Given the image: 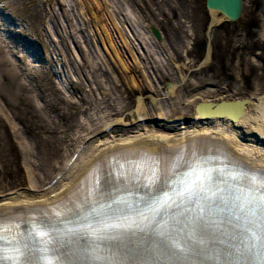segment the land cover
Here are the masks:
<instances>
[{
  "label": "bare ground",
  "instance_id": "1",
  "mask_svg": "<svg viewBox=\"0 0 264 264\" xmlns=\"http://www.w3.org/2000/svg\"><path fill=\"white\" fill-rule=\"evenodd\" d=\"M2 1L0 0V2ZM36 2L38 0H30L28 4L33 8L37 5ZM40 2L48 6L47 15L53 16L50 18H54V23L59 29L64 32L62 29L64 23L68 29V35L70 32L68 38L77 43V29L74 27L80 23L71 21V12H74L69 7L71 5L62 3L60 0ZM54 2L63 16L62 22L58 19L57 10L53 6ZM70 2L78 5L79 8L75 7L77 13H82L79 9L87 14L94 10L91 22L96 21L95 23H97V19L99 22H105L102 31L109 43L107 54H112L114 63L105 62L102 58L103 61L99 67L104 75H109L108 82L111 81L114 87L112 88L108 83L104 84L105 82L101 78L100 80L95 79L91 70L89 74L85 75L84 82L71 79L69 68L73 67L72 60L61 58L60 55L55 57L57 47L53 41L51 45H46L47 43L44 41L43 30L47 33L44 18L40 17L36 21L38 27H35L34 17L37 12L34 17L33 13L29 15L35 34L42 39L45 51L49 53L57 67H60L57 72L64 76L66 81H69L71 87L73 86L77 103L61 98L62 96L60 99L68 106L71 103V106L77 109L72 111V114L78 112L85 119L83 122L78 121L79 129L71 136H68L64 130H60L61 136H58V140L67 144V151L74 147L71 158L76 154L77 158L74 162L69 163L70 158L64 166H56L57 164L54 163L52 167L57 173L51 178L49 184H43V181L35 173V169H40V164L35 162L32 157L35 147L31 146L28 139L22 134L20 127L6 116L3 110L4 104L0 102V122L6 128L0 141V178L3 179L1 181H4V178L13 177L15 181L13 179L11 181L14 183H17V180L21 182L22 179L25 181L24 187L15 186L0 192V221L3 222L5 231L13 229L16 226V221L20 218H26L31 223L36 214L54 215L60 213L61 216H65L73 214L81 207L85 208L102 194L104 197V194L108 193L106 195L110 197L111 193L119 188L123 181L122 178L127 175V171L131 169L133 163L145 160L151 164L153 157L157 158L163 174L168 165L176 164L166 176L171 175L176 178V182L180 185L187 183L180 172L177 176L176 173L188 161V156L202 157V160L212 156L217 162L225 158L224 163L236 169L243 165L245 167L243 171L247 175L256 172V175L259 176L258 181L262 185L264 150L260 147H264V95L252 94L238 99L233 98L236 93L227 89L225 83L218 85L215 82L207 83L208 81H206V84L197 78L188 81V76L191 74L188 64L183 61L178 63L171 59L174 69L177 70L178 79L166 78L165 86L160 90L162 81L161 76L157 73L158 66L151 65V62L147 65L140 61L143 53L144 56L147 55L145 46L148 44L145 39L148 38L151 44L152 34L157 41L160 39L161 33L157 28L154 27L159 36L150 27L147 28L152 32L151 35L145 29L143 32L138 30L135 32L125 19L126 25H124L121 18L116 19L119 27L116 26L107 10L111 0H70ZM32 3L34 5H31ZM7 7V3L0 7V35L3 32L11 35L14 31L11 26L22 28L24 32L28 31L30 24H26L25 19H21L20 24L11 22L8 15L3 12V8L7 9ZM101 9L105 10L103 16L99 13ZM114 12L117 13L118 10ZM120 15L123 18L124 16L135 18L136 12L126 5L124 13H120ZM209 15L212 25L223 22L221 18L224 19V17L221 15L217 17V12L210 11ZM74 18H76V13ZM84 20L82 19L83 22ZM233 22L235 23V21ZM93 30L97 31L94 26ZM24 32L19 31L20 34H25ZM63 35L65 36L66 33L64 32ZM85 36L91 37L90 34H85ZM6 47L7 54L11 52L14 56L16 55L14 52L17 49L16 46L8 47L6 45ZM34 50L29 46L24 51H19L21 54L16 55L19 58V65L8 60L4 62L3 65L6 69L2 76L3 78H18V75L21 76V74L17 72V69L21 70L28 76V86L33 85L32 81H34L35 85L33 86L36 87L39 96L46 100L48 95L51 96L46 86L47 77L42 74L44 72H38L33 65L27 62L29 55L31 57L35 55ZM211 51L210 45V50L208 49L206 58L199 64L198 69L210 61ZM7 58L9 57L7 56ZM38 60L39 58H36L34 61ZM43 60L50 63L47 54L43 55L42 63H44ZM82 61L84 64L85 60L82 59ZM0 64H2L1 61ZM75 69H77L76 66L72 68V70ZM183 69L186 70V74L183 73ZM84 73L86 72L84 71ZM150 73L151 75H149ZM186 83L192 89L186 91ZM24 84L22 87L27 89ZM147 84L152 89V95L145 94ZM207 86H211L212 89H206ZM114 89L115 93L112 92ZM183 90L184 92H182ZM116 95L117 97L112 98ZM108 98L112 101L110 102ZM132 98H135L133 106ZM246 98L248 99L247 104L236 116L234 111H240V106H237L235 102L246 100ZM102 101H109L108 106L101 107L100 105L105 103ZM46 102L48 103L47 100ZM223 102L231 104L224 107L226 111L220 115L217 111H222L223 107L218 108V105ZM89 103L91 106L96 104L93 112L92 107L91 109L87 108ZM79 104L82 105V108H79ZM201 104L203 105L200 107ZM127 112L130 118L129 122L124 117ZM61 115L62 118L70 116L68 112H62ZM2 124L0 123V125ZM51 124L57 125L52 120ZM42 129L43 133H36L37 140L50 144L52 137L50 135L55 134V128L42 127ZM118 134H121L119 139H117ZM244 140L248 142V148L244 146L245 144H241V141ZM37 146L38 144H36ZM57 149L59 150V145ZM17 150L22 154L24 160L22 166L30 168L25 170L26 180L19 172L22 166L20 165L19 168L16 160ZM120 162L128 163L127 168L119 170L116 165ZM123 171L125 172L116 174ZM104 175H107V179ZM99 179L106 186V193L93 187V182ZM53 180L56 181L51 184ZM165 181H167L166 178ZM1 186L2 190L6 187L5 185ZM177 226L183 231V234L176 238L166 236L167 246L161 244L162 236L146 230L145 235L139 239L132 236H120L119 244H113L111 247L105 246L101 241L89 240L84 249L70 248L67 252L61 251V256L63 259L72 261L73 264H92L95 258H100L103 261H147L152 264H159L160 261L165 264H184L187 261L197 262V264H220V262L227 264L229 259L225 255L210 256L208 253L204 255V243L191 241V237H197L191 236L194 234L192 218L184 217L178 220ZM237 230L240 231L238 228ZM245 231L250 232L251 230ZM202 233V230H198L199 237L197 238L200 239L199 241H206L208 237L202 236ZM173 244L179 245L184 251L172 248ZM192 244L198 249L195 250ZM95 248L104 249V252L95 251Z\"/></svg>",
  "mask_w": 264,
  "mask_h": 264
},
{
  "label": "rangeland",
  "instance_id": "2",
  "mask_svg": "<svg viewBox=\"0 0 264 264\" xmlns=\"http://www.w3.org/2000/svg\"><path fill=\"white\" fill-rule=\"evenodd\" d=\"M29 1L3 0L0 2V7L3 4H8L7 9L3 8V12L8 15L11 22L20 24L21 19H25L26 24H30V29L26 32L22 28L11 26V29L14 30L11 35L4 32L0 35V61L2 62L0 64V102L4 104L3 110L6 116L20 127L22 134L28 139L31 146L35 147V150H33L34 156L32 155V157L35 162L37 161L40 164V169H35V173L43 181V184H49L50 180H52L51 178L57 173L52 167L53 164L56 163V166H64L74 149V147H71L67 151V144L65 145L62 141L58 140V136H61L59 134L60 130H64L68 136H71L79 129L77 127L78 121L83 122L85 118L78 112L77 114H72L71 112L77 109L71 106V103L68 106L60 99L62 96L61 98L77 103L76 94L73 93L72 89L73 86L71 87L69 81H66L64 76L57 72L60 67H57L51 60L49 53L45 51L46 48L42 44V39L38 38L35 34V29H33L29 15L33 13L34 17V14L37 12L34 17L35 27H38L36 21L40 17L44 18L43 21L47 30V33L43 30L44 41L47 43H45L46 45H51L53 41V44L57 47L55 57L60 55L61 58L64 57L66 60H72V66H76L77 69L75 70H72L73 67L71 66L69 68L71 79L84 82L85 75L89 74L91 70V73L95 75V79L100 80L101 78L104 80V84L108 83L113 88L114 85L111 81L108 82L107 79L109 75H104L99 66L102 64V58L105 62L109 61L110 63L114 60L112 54H107L109 48L107 45L109 43L102 31L103 23L105 22H99L98 19L97 23H95L96 21H90L94 10L87 14L82 9H79L82 13H77L78 11L75 10V7H78V5L73 2L71 3L70 0H60L62 3L71 5L69 7L74 11L71 12V21L74 23L78 21L80 23L74 27L77 29V43H75L72 39L68 38L70 32L68 35V29L65 24L63 23L62 28L66 33L64 36V32L54 23V18H50L53 16L47 15L48 6L40 2L43 0H38L36 2L37 5L33 6V8L28 4ZM31 5L34 4L32 3ZM126 5H129L136 12L135 18L129 16H124L123 18L120 15V13H124ZM53 6L57 10L59 21L62 22L63 16L58 6L55 5V2ZM107 10L108 14L111 15L112 21H115L114 24L116 26L119 25H117L116 19L121 18L123 24L126 25L124 23L125 19L135 32L137 30L143 32L145 29L151 35L152 32L147 28L151 26H155L160 31L161 40L157 41L153 34L152 44L148 38L145 39L148 44L145 46V54L147 55L144 56L143 53L141 55L142 60H140L147 65L151 62V65L158 66L156 68L157 73L161 76L162 81L161 87H159L160 90L165 86L164 82L167 81L166 78L178 79V73L172 65V60L178 63L183 61L188 64V68L191 71L188 81L192 78H197L204 83L206 81H208L207 83L215 82L218 85L225 83L227 89L236 93L233 98L238 99L252 94L264 95V0H244L243 15L238 22H228L221 18L223 22L220 21L222 23L215 24L212 28L208 27L211 21L208 12L205 11L204 0H111ZM116 10H118L117 13L114 12ZM75 13L76 18H74ZM99 13L103 16L105 10L101 9ZM36 15H38L37 18ZM82 19H85L84 22ZM93 26L97 31L93 30ZM19 31L25 34H20ZM85 34H90L91 37L85 36ZM7 35L10 38H7ZM208 42L212 48L211 59L198 69L199 64L206 58ZM6 45L16 46L17 49L14 52L17 56L21 54L19 51H24L29 46L35 49V55L32 57L29 55L27 62L33 65L38 72H44L42 74L47 77L46 86L48 93L51 94V96L48 95L46 98L48 103L39 96L40 94L36 91V87L33 86L35 85L34 81H32L33 85L28 86V76L21 72V70L17 69V72L21 74V76L18 75V78H3L2 74L6 69L3 65L4 62L8 60L15 65L20 64L19 58L16 55L10 56L7 54ZM46 54L50 63L47 60H43L44 63L41 62L43 55ZM36 58H39V60L34 61ZM82 59L85 60L84 64ZM182 71L186 74L185 69ZM23 83H25L24 85L27 86V89L22 87ZM185 88H187L186 91L192 89L187 83ZM208 88H211V86L206 87V89ZM151 90L147 84V92L145 91V94L152 95ZM112 92L115 93L116 90L114 89ZM96 94L98 95V92ZM117 95L112 96V98L117 97ZM134 100L135 98H132V106ZM109 101L111 102L112 99H109ZM109 101H102L105 103L100 106L107 107ZM51 102L53 104H50ZM169 102L172 101L169 100ZM91 107L93 112L96 104H93V106L90 103L89 105L87 104V108L91 109ZM79 108H82L81 104H79ZM62 112H68L70 116L62 118ZM124 117L127 122L130 121L128 112L125 113ZM51 120L56 122L57 125L51 124ZM0 123L2 124V122ZM42 127L48 129L55 128V134L50 135L52 136L50 144L37 140L36 133L44 132ZM5 129L4 124L0 125V141L3 138L2 134L5 132ZM118 135L117 139L120 138L121 134ZM36 144H38L37 147ZM241 144H245L244 146L248 148L249 144L246 140L241 141ZM58 145L60 151L57 149ZM260 148L264 150V147L261 146ZM16 152V160L20 168L24 160L22 154L18 150ZM30 152L32 153V151ZM20 169L21 176L23 175V178L25 177L26 180L25 170L30 168L22 166ZM12 179L13 177L4 178V181H1L3 179L0 178V186H6L4 190H2L1 186L0 192L15 186H25L23 179L21 182L17 180V183L12 182Z\"/></svg>",
  "mask_w": 264,
  "mask_h": 264
},
{
  "label": "snow or ice",
  "instance_id": "3",
  "mask_svg": "<svg viewBox=\"0 0 264 264\" xmlns=\"http://www.w3.org/2000/svg\"><path fill=\"white\" fill-rule=\"evenodd\" d=\"M258 195L255 200L264 209V187H258ZM183 194V193H182ZM169 196L167 200H171ZM118 203V201H113ZM157 204L161 207V211L164 207H167V201L162 205L160 202ZM107 209L111 210V219L106 222L94 223L90 220L92 213L96 211L95 208L91 212H86L85 208L78 209V216H80L85 222L80 229L73 230V234H80L82 239L87 242L89 240L96 242L101 241L107 247H111L113 244H119L120 237L116 234L118 232H132L135 231L134 223L121 222L122 219L127 218V213L123 210L113 209L112 203L106 205ZM132 209H128L130 212ZM62 223L59 217L55 219L45 218V230L44 231H32L30 235L33 237V246H29L19 236L15 239H8L9 232L4 230L3 222L0 221V264H73L72 261L66 260L57 256L56 259H49L47 253L53 242L57 241L59 235V224ZM142 230V229H141ZM264 239V237H262ZM161 244L167 246L168 241L166 238H162ZM33 247H35L37 258L33 259ZM172 248L184 251L179 245L173 244ZM53 251H56L53 249ZM92 264H152L147 261H103L100 258H95ZM159 264H165L160 261ZM184 264H197V262L187 261ZM223 264V262H220ZM227 264H248L245 261H228ZM259 264H264V258H262Z\"/></svg>",
  "mask_w": 264,
  "mask_h": 264
},
{
  "label": "water",
  "instance_id": "4",
  "mask_svg": "<svg viewBox=\"0 0 264 264\" xmlns=\"http://www.w3.org/2000/svg\"><path fill=\"white\" fill-rule=\"evenodd\" d=\"M206 7L210 10L220 12L226 19L230 21H237L242 14L243 10V0H206ZM152 30L159 36L157 30L152 27ZM231 103H222L218 105V108L223 107L222 111H217L218 114L225 113L224 107L229 106ZM237 106H240V111L235 110L236 116L240 114L243 107L247 104V100H240V102H235ZM203 104L199 105L200 107ZM198 106V107H199Z\"/></svg>",
  "mask_w": 264,
  "mask_h": 264
}]
</instances>
